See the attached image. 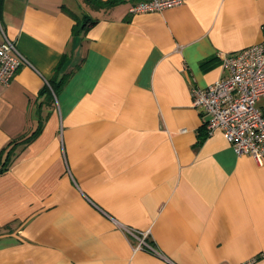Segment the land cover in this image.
<instances>
[{
    "label": "crops",
    "instance_id": "0c3cea01",
    "mask_svg": "<svg viewBox=\"0 0 264 264\" xmlns=\"http://www.w3.org/2000/svg\"><path fill=\"white\" fill-rule=\"evenodd\" d=\"M133 1L0 0L29 62L0 83V264H264V163L190 94L262 40L264 0Z\"/></svg>",
    "mask_w": 264,
    "mask_h": 264
},
{
    "label": "built area",
    "instance_id": "2783aa9c",
    "mask_svg": "<svg viewBox=\"0 0 264 264\" xmlns=\"http://www.w3.org/2000/svg\"><path fill=\"white\" fill-rule=\"evenodd\" d=\"M182 1L134 0L129 12L162 10ZM23 63L29 62L0 22V83L7 85ZM221 67L223 73L214 82L204 87H191V105L207 116L204 122L207 135L220 130L236 154L250 155L257 163L263 164L264 36L258 43L222 56ZM143 242L142 239L140 243Z\"/></svg>",
    "mask_w": 264,
    "mask_h": 264
},
{
    "label": "trees",
    "instance_id": "16d2710c",
    "mask_svg": "<svg viewBox=\"0 0 264 264\" xmlns=\"http://www.w3.org/2000/svg\"><path fill=\"white\" fill-rule=\"evenodd\" d=\"M111 1H113V2H119V1H117V0H111ZM63 81H64V79L62 78L60 81H58L57 84H53L52 88H53V91H54L55 93L58 92V90H59V88L61 87ZM39 131H40V127H38L34 132H32V134H31L29 137H26V138L24 139V141L29 142L33 137H35V136L38 134ZM11 148H12V147H9V148L7 147V148H6V152H7V154H6L5 158L3 159V161L0 162V169H5V168H7L8 165L12 162V159H10V156H9V155H10L9 151L11 150ZM8 153H9V154H8Z\"/></svg>",
    "mask_w": 264,
    "mask_h": 264
}]
</instances>
